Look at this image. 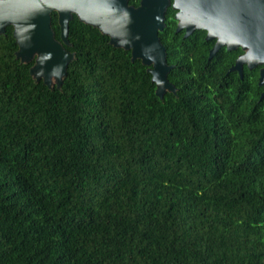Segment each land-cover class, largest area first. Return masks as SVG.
Masks as SVG:
<instances>
[{"label": "trees", "instance_id": "16d2710c", "mask_svg": "<svg viewBox=\"0 0 264 264\" xmlns=\"http://www.w3.org/2000/svg\"><path fill=\"white\" fill-rule=\"evenodd\" d=\"M158 35L162 99L75 15L60 88L0 35V264H263V87L227 72L235 53L209 65L201 37Z\"/></svg>", "mask_w": 264, "mask_h": 264}, {"label": "water", "instance_id": "95a60500", "mask_svg": "<svg viewBox=\"0 0 264 264\" xmlns=\"http://www.w3.org/2000/svg\"><path fill=\"white\" fill-rule=\"evenodd\" d=\"M204 1L196 0L195 8L198 11L193 14L199 19L217 20L223 12L222 3L218 0ZM167 5L168 0H140L137 7L129 5L128 0H0V35L5 34L6 27L11 26L17 45L15 57L20 63L33 61L30 76L47 87L55 85L60 88L68 64L74 59V53L64 46L69 45L68 24L75 15L80 22L107 36L112 47L130 51L131 61L139 60L147 67L151 82L155 85V95L162 99L166 92L175 93L174 86L167 78L171 66L166 62V51L158 36L164 26ZM203 5L208 7V11H201ZM52 12L57 15L59 40L55 39L51 29ZM184 18L191 21L189 16ZM263 30L264 26L258 29V37L219 35L216 47L227 44L229 49L228 41L245 40L254 47L252 53L247 52L245 56L264 63ZM211 38L214 37H207ZM240 62L241 58L230 71H237L241 75ZM263 82L264 67L260 70L259 84Z\"/></svg>", "mask_w": 264, "mask_h": 264}, {"label": "flooded vegetation", "instance_id": "af4514ba", "mask_svg": "<svg viewBox=\"0 0 264 264\" xmlns=\"http://www.w3.org/2000/svg\"><path fill=\"white\" fill-rule=\"evenodd\" d=\"M218 1L222 3L223 12L218 16L217 20L208 21L209 18L199 19L198 16L193 14V12L198 11V8H195L196 0H168V5L166 6L164 14V26L159 33H167L168 35L172 34L184 39L195 35L201 37L203 41L208 44L210 43V46L208 45L209 47L207 49L206 58L209 65L210 61L215 60L217 57H220L225 53H235V57L233 58L232 64L228 67L227 72H235L241 80L245 74L249 75L250 72H254L257 75V85L263 87V90L260 93V98H263L264 82L259 84V76L260 70L264 67V63L261 60H257V58L245 56L247 52L252 53L254 47L245 40L228 41L231 46L229 49L227 48V44H222L218 47H216V44L217 36L219 35H255L258 37L260 35L258 29L264 26V0ZM139 2L140 0L138 1V4ZM205 2H207V0H205L204 3ZM187 3L188 6L186 5ZM201 11H208V7L203 5ZM184 16H189L191 21L185 19ZM262 34H264V30ZM209 36H213L214 38L207 39ZM214 47L215 50L213 51ZM212 51L213 53L211 54ZM240 58L241 75H239L237 71H230Z\"/></svg>", "mask_w": 264, "mask_h": 264}]
</instances>
